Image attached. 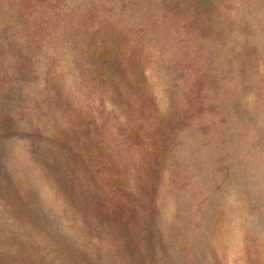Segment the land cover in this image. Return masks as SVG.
I'll return each mask as SVG.
<instances>
[{
  "label": "rangeland",
  "instance_id": "rangeland-1",
  "mask_svg": "<svg viewBox=\"0 0 264 264\" xmlns=\"http://www.w3.org/2000/svg\"><path fill=\"white\" fill-rule=\"evenodd\" d=\"M264 0H0V264H264Z\"/></svg>",
  "mask_w": 264,
  "mask_h": 264
},
{
  "label": "crops",
  "instance_id": "crops-1",
  "mask_svg": "<svg viewBox=\"0 0 264 264\" xmlns=\"http://www.w3.org/2000/svg\"><path fill=\"white\" fill-rule=\"evenodd\" d=\"M262 256H263L262 258H264V254Z\"/></svg>",
  "mask_w": 264,
  "mask_h": 264
}]
</instances>
